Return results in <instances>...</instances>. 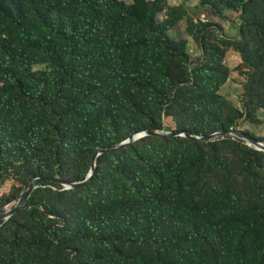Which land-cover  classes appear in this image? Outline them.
Returning a JSON list of instances; mask_svg holds the SVG:
<instances>
[{
	"label": "trees",
	"instance_id": "obj_1",
	"mask_svg": "<svg viewBox=\"0 0 264 264\" xmlns=\"http://www.w3.org/2000/svg\"><path fill=\"white\" fill-rule=\"evenodd\" d=\"M164 3L0 0V187L9 179L14 162L50 155L58 165L62 151L93 157L99 148L118 146L120 142L109 139V134L131 116L149 121L132 132L164 128L163 112L179 96L172 70L178 64L186 69L187 58L184 48L168 34L172 25L156 22ZM202 3L205 11L223 19L217 10H208L206 0ZM35 65L42 68L34 69ZM191 74L197 77L187 84L188 91L217 87L223 73L203 68ZM213 94L209 92L203 104ZM158 141L180 145L178 151L173 146L164 150ZM136 142L149 145L135 162L130 153ZM136 142L99 156L92 182L82 188L64 190L57 183L43 184L63 193L91 188L105 199H123V223L111 218L110 209L95 211L93 219L105 231L101 246L112 264H264V201L262 210L253 203L241 206L228 181L211 185L189 176L202 155H190L188 146L213 142L183 137H144ZM106 156L114 159L108 168L110 189L98 186ZM212 166L226 178L231 176L225 162L217 159ZM56 172L58 177L37 174L68 181L64 173ZM246 173L256 184L249 167ZM47 191L51 189H36L28 207L8 222L24 211L39 218L42 227L50 226L53 220L33 203L38 193ZM213 220L225 221L221 240L215 236ZM170 223L172 229L164 228ZM42 247L33 237L26 252L0 251V264H41L37 254Z\"/></svg>",
	"mask_w": 264,
	"mask_h": 264
},
{
	"label": "rangeland",
	"instance_id": "obj_2",
	"mask_svg": "<svg viewBox=\"0 0 264 264\" xmlns=\"http://www.w3.org/2000/svg\"><path fill=\"white\" fill-rule=\"evenodd\" d=\"M122 1L127 5L133 4V0ZM162 1L165 3L156 16V22L162 24L167 21L172 25L168 34L184 48L187 58L186 69L183 64H178L172 70L179 96L164 110V128L157 131H191L202 136L232 128L264 144V0H206L208 10H217L223 19L205 11L204 0ZM41 68V65H35L34 69ZM203 68L222 71L217 87L206 85L196 91H188L187 84L195 83L197 77L191 72ZM212 91L221 99L217 100L213 94V98L203 104L204 98ZM129 119L108 138L121 143L133 127L149 124L145 118L131 116ZM210 142H213L210 146L199 143L188 146L190 155H202L190 171V178H198L201 182L206 180L211 185L228 181L241 206L253 203L262 210L264 152L254 150L231 136ZM148 145V142H136L131 158L135 162L140 160ZM179 145L164 141L157 143L164 150L173 146L174 151H178ZM61 153L58 165L53 163L50 155L32 157L22 164L14 162L8 172L9 179L0 187V213L17 204L32 180L39 176L38 172L46 177H58L56 170H59L64 173L63 178L71 182H78L87 175L92 155L82 151ZM217 159L228 165L229 178L212 166ZM113 161L111 156L102 161L105 170L98 182L101 188L111 187L108 168ZM247 167L256 176V184L248 177ZM41 188H50L51 191L38 193L33 203L53 223L42 227L39 218H31L28 213L21 212L11 222L7 220L1 224L0 251L20 249L26 252L31 239L36 237L43 243L37 254L41 264H70V261L71 264H112L101 246L105 231H101L93 219L95 211L110 209L114 211L111 218L123 223L120 220L124 216L121 212L123 199H105L91 188L73 193H63L64 188L60 190L54 186ZM213 223L217 229L215 236L221 240L225 221L213 220ZM171 227V223L164 225L166 229ZM48 235L51 240H48Z\"/></svg>",
	"mask_w": 264,
	"mask_h": 264
},
{
	"label": "water",
	"instance_id": "obj_3",
	"mask_svg": "<svg viewBox=\"0 0 264 264\" xmlns=\"http://www.w3.org/2000/svg\"><path fill=\"white\" fill-rule=\"evenodd\" d=\"M224 136H231L238 140H241L245 142L247 145L251 146L254 150L264 152V144L261 142L256 141L254 138L249 137L248 135L237 131L235 129H228V130H220L205 136H195L192 135L186 131H149V130H139L132 132L129 137L121 142L118 146L109 148V149H103L99 148L94 153L92 157L91 167L90 171L86 177L85 180L79 181V182H68L64 181L58 178H42L37 177L33 179L31 185L27 188V190L23 193V195L18 200L17 204L5 211L4 213H0V221H7L10 218H12L19 210L26 209L28 207V201L32 195V193L38 189L39 187H42L44 183H57L64 187V190H74L82 188L86 185H88L90 182H92L96 167H97V159L99 156L105 154V153H113L120 151L126 147H129L136 141H138L141 138L144 137H183L186 139H190L192 141L200 142V143H206L209 141H212L216 138H223Z\"/></svg>",
	"mask_w": 264,
	"mask_h": 264
}]
</instances>
